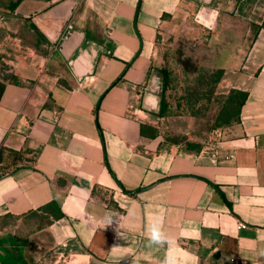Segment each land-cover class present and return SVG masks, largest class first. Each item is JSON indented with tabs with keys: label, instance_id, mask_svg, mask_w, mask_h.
Segmentation results:
<instances>
[{
	"label": "crops",
	"instance_id": "crops-1",
	"mask_svg": "<svg viewBox=\"0 0 264 264\" xmlns=\"http://www.w3.org/2000/svg\"><path fill=\"white\" fill-rule=\"evenodd\" d=\"M26 1L0 9V257L264 264V0H72L73 29L109 50L80 82L44 34L57 23L13 14ZM168 41L209 47L218 88L246 94L207 141L148 110ZM154 223L166 242L149 246Z\"/></svg>",
	"mask_w": 264,
	"mask_h": 264
},
{
	"label": "rangeland",
	"instance_id": "rangeland-1",
	"mask_svg": "<svg viewBox=\"0 0 264 264\" xmlns=\"http://www.w3.org/2000/svg\"><path fill=\"white\" fill-rule=\"evenodd\" d=\"M9 0H0V9L2 4ZM28 5L31 7L32 1L27 0ZM9 11L1 10L2 13ZM12 15V14H10ZM1 22V21H0ZM204 36V35H203ZM210 38L204 41L203 44H209ZM248 45V42L246 43ZM225 54H230V49L225 45L220 46ZM208 51L200 55L193 54L192 50H187L182 45H172V43L165 42L163 65L162 70L166 71L169 75L167 87L164 93L167 109L165 112L166 118H175L183 121L182 129L187 136H179L180 140L184 137H191L194 139H202L207 141L214 131H220L223 127H214L215 120L219 110L228 93L222 92L225 87H219L222 82L223 76L214 89V94L210 96V84L208 80H201L202 76L212 75L213 72L220 70L216 68L214 59H211L210 48ZM228 49V50H226ZM182 57V58H181ZM191 57V58H188ZM190 59L188 64L183 65V61ZM225 72V70H223ZM230 72V71H229ZM201 73V74H200ZM223 86L227 83L222 82ZM165 135H173L170 130L164 132ZM20 256H22L21 250ZM9 255L4 254L0 257V261L10 264L8 260ZM16 264H20L17 262Z\"/></svg>",
	"mask_w": 264,
	"mask_h": 264
},
{
	"label": "water",
	"instance_id": "water-1",
	"mask_svg": "<svg viewBox=\"0 0 264 264\" xmlns=\"http://www.w3.org/2000/svg\"><path fill=\"white\" fill-rule=\"evenodd\" d=\"M36 4L38 5L37 8L25 11L22 9L23 4H21L14 10L13 14L32 19V22L36 25L43 20L55 21L57 23L56 28L53 30L55 34L48 35L44 33L51 43V50L59 51L77 81L80 82L85 76L93 75L99 56L101 54L108 55L109 50L93 41L84 39V33L73 29L71 19L77 3L72 0H49L36 2ZM203 8L197 15L196 21L207 28H211L213 21L207 19V22H204L201 19L202 13L206 11ZM156 81H158V86L155 95H151L155 104L152 109L148 108V110L158 114L163 89L162 73L158 74ZM146 96L149 95L146 94Z\"/></svg>",
	"mask_w": 264,
	"mask_h": 264
},
{
	"label": "trees",
	"instance_id": "trees-1",
	"mask_svg": "<svg viewBox=\"0 0 264 264\" xmlns=\"http://www.w3.org/2000/svg\"><path fill=\"white\" fill-rule=\"evenodd\" d=\"M18 5H19V3H17V2L14 3V7L12 8L11 12ZM261 26H264V22L262 23ZM189 62H190L189 60H185V61H183L182 64L185 65V64H188ZM161 73L163 75V89H162V99H161L159 116L164 117L166 109H167V104H166V100L164 98V93H165V90L167 87L169 75L164 70H162ZM223 74H224V71L222 69H220V70L213 72L212 75H209L207 77L201 75V80H208L207 83H209L211 86L210 90H208L210 96H212L214 94V89L216 88V86L220 82ZM1 87L2 86L0 85V89H2ZM245 99H246L245 93L231 89L229 91L228 95L225 97V100L223 101V104H222V106L219 110V113L217 115V118L215 120L214 127H220V126L221 127H223V126L228 127V126L232 125L233 123L237 122L239 115H240L241 106H242L243 102L245 101Z\"/></svg>",
	"mask_w": 264,
	"mask_h": 264
},
{
	"label": "clouds",
	"instance_id": "clouds-1",
	"mask_svg": "<svg viewBox=\"0 0 264 264\" xmlns=\"http://www.w3.org/2000/svg\"><path fill=\"white\" fill-rule=\"evenodd\" d=\"M107 223L112 224L113 221L109 219ZM146 236L149 242V246L162 245L166 242V238L164 237L161 226L156 223L150 226L146 233ZM163 264H175L173 256L171 254L166 255Z\"/></svg>",
	"mask_w": 264,
	"mask_h": 264
},
{
	"label": "flooded vegetation",
	"instance_id": "flooded-vegetation-1",
	"mask_svg": "<svg viewBox=\"0 0 264 264\" xmlns=\"http://www.w3.org/2000/svg\"><path fill=\"white\" fill-rule=\"evenodd\" d=\"M37 7H38V5H32L31 7L27 5V6H25V9H35ZM188 58H191V57H188ZM186 60H190V59H186Z\"/></svg>",
	"mask_w": 264,
	"mask_h": 264
},
{
	"label": "built area",
	"instance_id": "built-area-1",
	"mask_svg": "<svg viewBox=\"0 0 264 264\" xmlns=\"http://www.w3.org/2000/svg\"><path fill=\"white\" fill-rule=\"evenodd\" d=\"M240 226H241V227H243V225H242V224H240ZM231 261H234V259H231Z\"/></svg>",
	"mask_w": 264,
	"mask_h": 264
}]
</instances>
